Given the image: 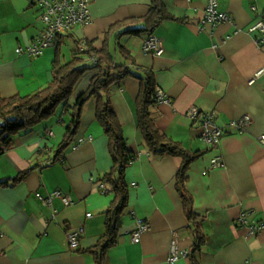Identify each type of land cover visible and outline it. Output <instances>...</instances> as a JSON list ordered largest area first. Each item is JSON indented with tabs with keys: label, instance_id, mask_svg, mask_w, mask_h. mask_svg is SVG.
Returning <instances> with one entry per match:
<instances>
[{
	"label": "crops",
	"instance_id": "0c3cea01",
	"mask_svg": "<svg viewBox=\"0 0 264 264\" xmlns=\"http://www.w3.org/2000/svg\"><path fill=\"white\" fill-rule=\"evenodd\" d=\"M206 2L164 0L173 19L160 23L152 33L162 42L160 56L143 50L146 34L124 36L120 43L139 70L153 72L155 87L163 90V100L153 107L158 130L188 153H200L190 162L185 183L205 235L200 264H264V230L252 234L247 225L238 223L242 212L250 213V224L264 223V143L259 140L264 133V43L258 41L259 32L249 31L264 15V0H217V9L231 20L214 27L202 25ZM149 5L150 0H93L91 23L64 35L60 60L67 61L82 40L100 48L113 23L142 17ZM37 14L34 0H0L2 98L30 95L52 80L55 45L38 55L16 52L39 36L43 25ZM113 43L114 39L111 51L113 45L117 48ZM116 54V63H121ZM92 75L84 73L53 116L11 137L10 147L0 153V181L29 170L20 181L0 185V264H93V257L82 250L94 246L104 232V210L112 198L100 178L110 170L112 158L92 99L82 110L78 128L77 136L85 141L73 150L74 139L62 157L52 161L66 134L71 106L88 88ZM138 90V79L132 75L111 87V106L136 157L125 172L128 204L105 261L170 264L173 238L180 248L189 249L192 243L185 238L191 234L190 225L176 188L181 158L149 152L136 128ZM191 106L199 112L213 111L217 123L224 124L216 147L203 142L199 122L186 117ZM244 115L251 120L245 130L229 125ZM215 158L221 161L217 166L212 162ZM53 190L69 196L71 203L64 205L54 198L49 206L35 197L37 192L47 195ZM136 219L148 223L137 243L131 240ZM79 227L83 232L74 250L67 233ZM173 264L190 262L185 256Z\"/></svg>",
	"mask_w": 264,
	"mask_h": 264
},
{
	"label": "trees",
	"instance_id": "16d2710c",
	"mask_svg": "<svg viewBox=\"0 0 264 264\" xmlns=\"http://www.w3.org/2000/svg\"><path fill=\"white\" fill-rule=\"evenodd\" d=\"M169 19H173V16L166 9L164 0H150L149 9L144 16L125 18L113 23L105 31L100 48L94 47L91 41L82 40L80 44L76 43L75 48L71 50L70 58L64 62L59 56L65 37L59 35L55 42L57 52L51 82L27 96L0 97V153H2L10 147L11 137L21 131L32 129L37 123L53 116L60 104L72 94L79 78L87 71L93 72L88 88L71 106L72 111L66 134L59 143L55 158L52 160L56 161L61 158L77 136L82 110L86 102L92 99L95 103V119L108 138V151L112 158L110 170L100 178L102 183L107 185L112 198L104 210V232L94 246L82 250L93 257V264H107L106 252L117 241L122 216L128 204L129 189L125 180V172L136 156L127 146L122 125L111 106L110 95L111 87L130 75L139 82V90L134 103L136 128L149 152L157 156L171 155L181 158L176 172V188L190 225L192 243L188 249L187 258L190 264H200L198 255L205 242V235L193 211L192 196L186 191L185 186L188 166L200 153H188L181 143L158 130L153 112V107L158 102L155 97L153 72L146 69L139 70L135 66L131 52L120 43L124 36L152 34L160 23ZM112 39H115L117 43L121 63H116L114 54L110 50ZM28 171L0 181V185L7 186L16 183L23 179Z\"/></svg>",
	"mask_w": 264,
	"mask_h": 264
},
{
	"label": "built area",
	"instance_id": "2783aa9c",
	"mask_svg": "<svg viewBox=\"0 0 264 264\" xmlns=\"http://www.w3.org/2000/svg\"><path fill=\"white\" fill-rule=\"evenodd\" d=\"M93 0H34V4L38 8V20L43 25L39 36L32 44H28L24 48H16V52H26L29 55H38L45 48L54 46L59 35H65L76 27L85 26L91 23L90 5ZM256 5L252 6L255 10ZM203 27L209 25L214 27L221 22L230 21L231 18L226 12L217 9V0H207L205 6V15L201 19ZM250 32L256 31L260 33L259 42L264 43V15L255 22L249 29ZM82 45V44H81ZM84 49V47H82ZM143 50L153 56H160L164 52L161 40L154 34L147 35L144 40ZM262 71H259L260 74ZM257 74V75H258ZM155 97L159 101L163 100V90L156 86ZM191 122H199L201 125L200 138L210 147H216L219 144L220 137L224 133V124H218L216 115L213 111L199 112L196 106H191L185 113ZM248 115L242 116L238 120L230 122V126L236 131H243L250 124ZM260 142L264 143V133L260 136ZM85 141L83 136H77L73 141L71 148L75 150ZM213 165L217 166L221 163L219 158L212 160ZM104 187V184L101 185ZM35 197L41 204L51 206L54 198H59L64 205L71 203V198L62 194L59 190H53L47 195L35 193ZM87 215H90L89 213ZM249 212H242L238 217V223L247 225L249 232L254 234L264 230V223L252 225L249 223ZM148 223L142 219H136V225L131 233V240L135 243L140 241L142 234L147 230ZM83 232L81 227L67 233V240L71 249H77L79 239ZM187 240L191 239L190 235H186ZM188 249L180 248L177 238L171 240L168 250V262L173 264L181 257H187Z\"/></svg>",
	"mask_w": 264,
	"mask_h": 264
},
{
	"label": "rangeland",
	"instance_id": "374dc122",
	"mask_svg": "<svg viewBox=\"0 0 264 264\" xmlns=\"http://www.w3.org/2000/svg\"><path fill=\"white\" fill-rule=\"evenodd\" d=\"M126 38H127V37H126ZM146 38H147V37H146ZM146 38H145V39H146ZM114 43H115V39H114ZM114 43H113V44H114ZM65 51H66V49H65ZM112 51H113V54H114L115 59H117V54H116V53H117L118 50H117V48L114 47V45L112 46ZM118 53H119V52H118Z\"/></svg>",
	"mask_w": 264,
	"mask_h": 264
}]
</instances>
